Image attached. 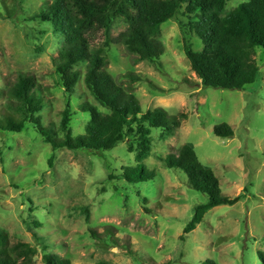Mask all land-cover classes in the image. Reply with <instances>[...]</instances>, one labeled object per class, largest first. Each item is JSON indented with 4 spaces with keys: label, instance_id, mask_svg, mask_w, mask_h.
Segmentation results:
<instances>
[{
    "label": "rangeland",
    "instance_id": "1",
    "mask_svg": "<svg viewBox=\"0 0 264 264\" xmlns=\"http://www.w3.org/2000/svg\"><path fill=\"white\" fill-rule=\"evenodd\" d=\"M51 1L0 0V88H8L19 72L33 74L46 101L45 125H54L62 136L59 127L66 93L56 64L63 41L49 23L31 20ZM243 1L247 0H230L226 12ZM127 28L123 18L116 19L111 38ZM106 37L99 30L91 40L99 45ZM184 37L177 18L162 25L161 66L137 59L121 43L112 42L106 49L107 69L125 86H133L144 111L164 107L170 113L186 114L174 134L153 129L151 153L144 164L156 171L154 179L108 180V159L117 176L137 162L126 142L102 158L68 148L54 151L31 127L0 132V229L8 234L10 244L27 242L37 249L31 264H45V252L59 253L73 264H203L207 259L218 264H262L264 48H255L261 70L254 83L242 90L218 89L205 87L192 69ZM191 37L196 50L204 47L201 38ZM76 69L82 72L72 97V126L78 135L89 120L81 104H99L84 83L85 64ZM130 71L143 79L131 82L121 76ZM5 103L1 95L0 118ZM224 122L233 127V137L214 132ZM183 144L192 145L200 160L215 170L225 194L240 196L234 205L209 210L187 234L185 226L208 196L190 186L183 170L168 168L162 160Z\"/></svg>",
    "mask_w": 264,
    "mask_h": 264
},
{
    "label": "trees",
    "instance_id": "2",
    "mask_svg": "<svg viewBox=\"0 0 264 264\" xmlns=\"http://www.w3.org/2000/svg\"><path fill=\"white\" fill-rule=\"evenodd\" d=\"M229 1L52 0L31 20L49 23L63 41L56 64L59 84L66 93V107L59 127L62 136L58 135L54 125H45L43 111L46 101L42 87L33 74L24 72H19L8 88H0V96L6 97L0 132H22L31 127L52 145L54 151L68 148L102 158L105 152L126 142L128 151L136 154L137 162L125 166L117 176L111 172L108 159V180L121 177L129 183H137L154 179L156 171L144 164L151 153L153 129L174 134L186 114L170 113L164 107L144 111L133 86H125L107 69L106 49L112 42L121 43L137 59L161 66L165 47L158 36L164 23L177 18L185 34V54L203 85L218 89H245L256 81L261 70L255 59V48H264V0L243 1L226 12ZM118 18H123L128 28L118 37L111 38L110 31ZM99 30H103L107 37L105 42L95 45L91 36ZM192 34L203 40L202 49L194 48ZM82 64L86 69L84 83L99 106L90 101L81 104V111L89 116V120L84 132L75 135L72 97L82 74L76 67ZM121 76L129 77L131 82L143 79L134 71ZM214 132L225 138L235 135L227 122L216 125ZM54 159L53 155L51 166ZM162 160L168 168L183 170L190 186L208 196L206 202L196 207L192 219L185 226V234L196 229L212 208L234 205L240 200V196L223 192L215 170L200 160L192 145L183 144ZM36 252L37 249L27 242L10 244L8 234L0 229V264H31ZM260 257L264 264V251H260ZM43 259L45 264H73L70 258L55 252H45ZM97 264L114 263L99 261ZM203 264L218 263L207 259Z\"/></svg>",
    "mask_w": 264,
    "mask_h": 264
}]
</instances>
